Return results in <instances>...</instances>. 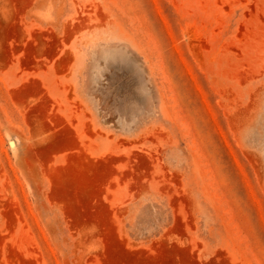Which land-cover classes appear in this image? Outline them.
<instances>
[{
    "label": "rangeland",
    "instance_id": "374dc122",
    "mask_svg": "<svg viewBox=\"0 0 264 264\" xmlns=\"http://www.w3.org/2000/svg\"><path fill=\"white\" fill-rule=\"evenodd\" d=\"M0 264H264V0H0Z\"/></svg>",
    "mask_w": 264,
    "mask_h": 264
}]
</instances>
